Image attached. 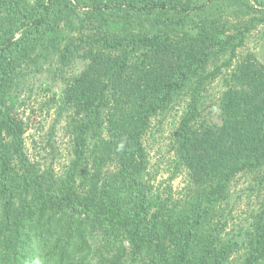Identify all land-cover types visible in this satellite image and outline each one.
Segmentation results:
<instances>
[{"label":"trees","instance_id":"trees-1","mask_svg":"<svg viewBox=\"0 0 264 264\" xmlns=\"http://www.w3.org/2000/svg\"><path fill=\"white\" fill-rule=\"evenodd\" d=\"M0 264H264V0H0Z\"/></svg>","mask_w":264,"mask_h":264},{"label":"rangeland","instance_id":"rangeland-1","mask_svg":"<svg viewBox=\"0 0 264 264\" xmlns=\"http://www.w3.org/2000/svg\"><path fill=\"white\" fill-rule=\"evenodd\" d=\"M254 47H255V43H254V41H253V39L248 43V49H254ZM37 94V90H35V93L32 95V96H30V97H26V99H24L25 100V105H26V108H27V110H26V113H29L30 112V110H29V107L31 106V108H33L34 110L33 111H35V109H37L38 108V103H39V101H40V99H39V97H40V93H39V95H36ZM49 120H50V118H43V115H41L39 112L37 113H35L34 114V118H33V121H34V123H41V124H43V126H45V127H47L48 126V123H49ZM29 135H30V137H29ZM28 141H27V145H28V147H29V145H30V138H37V132L34 130V129H31L29 132H28ZM29 151H30V149H29ZM177 183V182H176Z\"/></svg>","mask_w":264,"mask_h":264}]
</instances>
